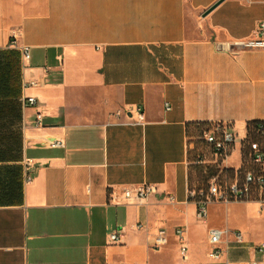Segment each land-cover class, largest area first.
Returning <instances> with one entry per match:
<instances>
[{"label": "crops", "instance_id": "1", "mask_svg": "<svg viewBox=\"0 0 264 264\" xmlns=\"http://www.w3.org/2000/svg\"><path fill=\"white\" fill-rule=\"evenodd\" d=\"M217 1L0 0V264L264 261V235L252 240L245 225L227 226L242 241L229 234L209 260L208 230L221 228L206 227L188 199L191 125L224 123L241 140L264 121V53L228 48L255 35L264 0H223L204 16ZM240 165L237 142L220 167ZM140 183L157 193L125 202L121 189ZM240 204L258 217L257 203ZM159 229L167 243L155 249Z\"/></svg>", "mask_w": 264, "mask_h": 264}, {"label": "built area", "instance_id": "2", "mask_svg": "<svg viewBox=\"0 0 264 264\" xmlns=\"http://www.w3.org/2000/svg\"><path fill=\"white\" fill-rule=\"evenodd\" d=\"M13 41L10 45L15 46V35L12 33ZM228 48L232 50H259L264 53V22H260L254 36L232 41L228 44ZM22 59L28 61L30 59V48L23 46L20 49ZM40 83L37 81H30L25 84V87L38 86ZM24 107H35L36 99L34 97L23 98ZM139 119H143V115L139 114ZM33 126L36 129L44 127V116L37 112L33 121ZM241 140L238 139L237 133L233 131L229 125L224 123H212L208 128L202 131L201 139L207 148V155L215 164L225 162L234 150L237 142H240V160L242 166V146L245 144V162L241 172V179L238 173L235 174V179L231 183L222 182L219 177H212L209 181L206 191L200 189L197 193L188 191V196L195 197L198 194L202 197L201 200L195 202L197 207V218L201 221H206L207 218V204L210 202L229 204V203H242L254 201L257 203L259 210L264 211V121H261L258 126L251 131V135ZM48 145L51 148H57L62 145V142L57 139L48 140ZM26 166L33 167L32 160L26 161ZM157 186L152 183H140L130 186H125L121 189L122 197L125 202L139 201L145 202L151 196L157 193ZM175 234L179 241V255L183 261L188 260V245L183 232L180 228L175 230ZM229 234L235 238L237 242L242 241V235L235 231H228L227 229L211 228L207 234V258L211 261L217 262L222 255L221 244L224 238ZM113 243L119 240L118 234L113 233L110 235ZM167 243L166 232L164 229H159L152 239V247L155 249L165 246ZM255 251L259 256L264 255V241L255 247ZM250 264H264L262 259H254Z\"/></svg>", "mask_w": 264, "mask_h": 264}, {"label": "rangeland", "instance_id": "3", "mask_svg": "<svg viewBox=\"0 0 264 264\" xmlns=\"http://www.w3.org/2000/svg\"><path fill=\"white\" fill-rule=\"evenodd\" d=\"M205 158V164L204 168H197L198 166H195V170H192L191 174V183L193 185L197 184L198 182L202 181V176L205 174H208V170L206 166H215V168L218 173L217 177L222 182L225 183H231L234 181L235 176L231 175L229 172L228 174H222L220 175V170L222 169L220 167V163L215 164L213 160H211L210 156L207 155V153L204 155ZM238 160V152L235 151L231 159L228 161L229 165H235L237 164ZM243 167L246 165V162L244 158L242 159ZM194 167V166H193ZM232 168L233 166H229ZM235 171V169L233 170ZM219 175V176H218ZM239 179H241V175H239ZM254 202V201H249ZM247 203V202H242ZM257 208L256 205H246V204H231V205H225V204H219L215 202H210L207 204V218H206V227L207 225L213 226V227H219L221 229H226L227 226L233 227V226H242L245 225L248 229H250V236L251 239L256 241L262 239L264 235V211H261L258 209L257 216H255V209ZM232 232H235L233 230ZM198 241V239L196 240ZM174 246H177V242H173Z\"/></svg>", "mask_w": 264, "mask_h": 264}, {"label": "trees", "instance_id": "4", "mask_svg": "<svg viewBox=\"0 0 264 264\" xmlns=\"http://www.w3.org/2000/svg\"><path fill=\"white\" fill-rule=\"evenodd\" d=\"M0 55L1 56L5 55L4 57L7 58L8 51H6L4 53H0ZM260 122L261 121H253V122H251V123H249L247 125V130L246 131H247V134H248L247 135L248 138L251 135L252 129L256 128ZM191 126H192V129H193V133L191 135H189V137L192 140L194 147H193V149L191 151V163H190V166H189V168H190V173L189 174L190 175H189L188 191L190 192V191L194 190L197 193L200 189H203L204 191L207 190L210 179L212 177L217 176L218 171L215 169V168H217L215 166H206L207 170H208V174H205L204 176H202V181L198 182L195 185H193L191 183L190 178L192 176V174H191L192 170H195L194 169L195 166H198L197 168H202L204 166V164H205L204 155L207 153L206 152L207 148H206L204 142L201 139V133H202L203 130L208 128L210 126V124H208V123H197V124H192ZM245 153H246V147H245V144H243V146H242V156H243L244 159H245ZM233 170H234V168H222L220 170V175L228 174L229 172L231 173L232 177H233V175L235 176L236 173H238V175H241V172L243 171V164L238 169H235V171H233ZM188 199L190 201H192V202H197V201L201 200L202 197H200L198 194H196L195 197L188 196Z\"/></svg>", "mask_w": 264, "mask_h": 264}, {"label": "water", "instance_id": "5", "mask_svg": "<svg viewBox=\"0 0 264 264\" xmlns=\"http://www.w3.org/2000/svg\"><path fill=\"white\" fill-rule=\"evenodd\" d=\"M223 0H218L216 3H214L211 7H209L205 13L204 16L207 15L210 11H212L218 4H220Z\"/></svg>", "mask_w": 264, "mask_h": 264}]
</instances>
